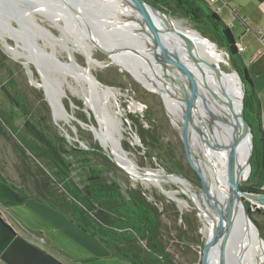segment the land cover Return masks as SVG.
I'll use <instances>...</instances> for the list:
<instances>
[{"label": "rangeland", "instance_id": "obj_1", "mask_svg": "<svg viewBox=\"0 0 264 264\" xmlns=\"http://www.w3.org/2000/svg\"><path fill=\"white\" fill-rule=\"evenodd\" d=\"M84 1L90 3L91 0ZM92 1L103 4L111 0ZM120 1L124 6L128 5L125 1ZM14 4L10 0H0V16L5 19L8 18L15 27L21 30L22 34L19 42L22 45L28 48L39 47L45 49L49 54L55 51V57H58L62 63H69L70 58L67 52L60 46H55L54 49L52 46H47L48 39H44L41 32L46 30L49 33L46 36L52 40L53 38L71 40L69 45L74 50L73 55L76 62L91 72L96 83L99 82L105 89L108 88L112 91L114 96L110 100V111L121 120L123 128L122 146L132 161L139 168L146 171H161L165 176L175 175L181 177L189 184L192 192L199 196L200 189L203 187L201 177L186 155L181 131L175 125L173 119L168 116L167 108L161 96L153 91L136 73L127 68L124 65L125 62L116 57L114 60L110 59L93 47L85 37L72 34L64 21L60 20L55 23L45 15L33 13L24 3L18 2V8ZM3 10H9L15 16L18 12V19L6 17L2 13ZM112 10L115 11L114 8ZM108 12L103 11L101 13L103 18L95 21L98 20V22L105 24L110 23L108 29H119L118 26L121 22L117 20L115 13L112 12L111 15ZM121 15L122 18L128 20L126 15ZM167 16L171 22L178 23L184 29L203 36L189 20L182 16L178 14ZM220 18L224 23L231 25L229 19L222 13ZM131 21L129 19L128 23ZM99 31L105 34L107 29L103 28ZM138 31L140 32V30ZM130 34L136 35L137 33L132 30ZM138 37H136V40L140 42L141 39ZM235 37L239 40L238 34ZM204 38L209 40L206 37ZM104 39L109 40L107 42L110 44H121L123 42V39L116 40L115 37L110 38L109 36H104ZM8 42L16 46L14 40L8 39ZM144 42L151 45L146 39H144ZM152 42L156 43L157 40H152ZM212 43L217 46L216 49L219 50L222 59L218 61L212 59L211 64L222 69L227 75L236 76L241 90V82L238 75L234 73V66L228 53L216 43ZM83 46L89 47L93 62L89 61ZM242 55L244 61L249 65L250 63L246 59L247 55ZM36 59L46 67L54 66V61L49 57L39 56ZM154 61L158 62L161 69L163 68L162 73L165 75L170 73L164 71L168 70L166 62H160V59ZM41 79L42 74L37 66L30 65L27 67L25 61L15 60L5 50L3 42L0 40V195L9 198L17 193L18 197L30 198L29 194L33 195L35 192V179L40 177H44L51 183L58 194L63 193L61 177L57 175L54 161L56 160L54 151H59L63 159L71 164V178L81 188L88 184V173L86 171L89 167H92L101 172L104 182H117L124 192L129 188L136 187H141L147 191L149 198L152 201L155 198L159 207H167L164 221L169 236L165 242L167 250L173 256L176 264H202V255L208 240V233L204 221L193 209L188 196L178 186L170 182L165 183L166 189L179 191L181 193L179 196L182 199L190 201V207L180 206L155 185L133 179L131 175L114 166L112 159L109 163L101 155L110 158L109 155H112L110 150L106 149L96 139L94 132L91 130L92 127H99V122L95 111L89 106L86 98L88 88L74 82L71 77L63 80L64 94L61 103L68 113V120H60L55 114L46 91L38 88L35 84V82H40ZM196 100L200 102L199 97H196ZM75 102L80 103L82 107H78ZM66 104L69 105L70 112L67 110ZM130 115L140 116V118L146 115L145 126L148 128H150V125L153 126L154 129L151 132L153 131L152 134L161 142L153 144L151 149L146 151L136 129L129 121ZM82 119H86L87 122ZM226 120L230 122V119L226 118ZM68 136L69 138H67ZM261 140L260 137L258 139L259 159L263 155ZM80 144H84L87 148L82 147ZM91 145L100 146L102 152L91 150L93 151L91 154L83 155L72 150H90ZM164 150L167 156L163 155ZM250 175L241 184V189L252 187L249 182ZM2 179L6 180L7 184ZM257 186H261V182ZM256 197H243L246 209L249 208L255 211L252 205L262 202ZM173 211H179L180 215L177 216ZM253 220L259 231L261 228L264 234V213L255 211Z\"/></svg>", "mask_w": 264, "mask_h": 264}, {"label": "bare ground", "instance_id": "obj_2", "mask_svg": "<svg viewBox=\"0 0 264 264\" xmlns=\"http://www.w3.org/2000/svg\"><path fill=\"white\" fill-rule=\"evenodd\" d=\"M25 5H27L33 13L45 15V17L49 18L55 23H58L60 20L64 21L67 25L66 27L72 34L78 37H84L79 32V29L71 15L58 0H31L25 2ZM98 5H102L106 11H109L108 14L113 12V8L115 9L113 13H115V16H117V20L121 22L118 26L121 28L120 34L115 37L116 40H121L124 38L123 36H125L124 40L122 41L126 43L131 39L136 40V37L141 35L138 37L141 39L140 43L143 45V48L147 47L144 39L145 36H148L146 35L148 34V24L146 22L147 17L144 14L136 11L134 8H131L128 5L124 6L120 0H111L110 2L108 1L103 4L98 1L94 2L91 0L88 10H96V8L99 7ZM80 12L82 14L84 13L82 10H80ZM121 14L126 15L128 20L131 19L132 21L128 23V20L122 18ZM107 24L108 23H106V25ZM171 24L186 35L188 41L194 47L195 52H197V54L208 63H211L212 59L213 61L222 59V55L220 52H218L219 50L217 51L216 49L217 46H215L211 41L205 39L203 36L195 32H190L187 29H184L178 23L171 22ZM108 25H110V23ZM132 30L139 35L130 34ZM138 30H140V32ZM149 30L153 32L151 28ZM41 33H43L41 36H43L44 39H48L47 46H52L53 49L55 46H60V48L62 47L67 52L70 58L69 63H62L58 57H55V51H53L52 54H49L45 51V49L39 47L28 48L27 46L22 45L19 42L20 35L22 34L21 30L15 27L13 22L9 21L8 18L5 19L4 17L0 16V40L3 42L5 50L10 53L15 60L25 61V65L27 67L30 65H35L38 67L40 73L42 74V79L38 83L35 82V84L38 88H42L46 91L57 118L60 120H68V115L65 113V111H63L61 99L64 94L63 80L71 77L74 79V82L84 85L88 88V95H86V98L89 106H91V108H93L95 111L99 122V127H92L93 129L91 128L96 136V139L100 141L106 149L110 150L117 163L120 164V166H122L133 177V179L155 185L165 195L177 202L180 206L190 207V201L182 199L179 196L181 194L179 191L166 189L165 183L170 182L178 186L185 195L191 197L192 205L195 203L203 211L201 218L205 223L208 238L211 239L214 232L215 221L218 219V215L216 210L209 207L204 201L203 189H200V195L198 196L192 192L186 180L165 176L161 171H148L150 174L142 175L138 165L132 161L129 154L122 146L121 140L123 128L121 120L111 113L109 106L110 100L112 96H114L112 91L108 90V88L105 89L99 82H97L99 84L98 85L91 72L84 67H81L76 62L73 55L74 50L69 45V41L71 40H68L67 38H53L52 40L46 36V34H49L46 30H42ZM97 35L99 37L101 36L99 34ZM143 36L144 39L142 40ZM8 39L14 40L16 46L11 45L8 42ZM177 41L179 44L185 47L186 43L183 40L177 39ZM113 44L117 45L116 43ZM83 48L84 52L89 57V61L93 62L94 60L90 56L91 54L89 47L83 46ZM178 55L180 63L192 77V83L196 88L194 94L195 97H199L200 99L198 106L201 111L202 118L208 127L209 140H212L213 143L219 148L210 151L204 148L203 143L200 141L197 130L185 111L184 103L180 102L178 98H170L168 96H165L163 100L168 112L173 118L175 125L178 123L187 127L186 130L188 131L190 139L195 169L201 177L202 184L208 186V199L216 206L220 207L230 188L231 170L228 162L227 147L231 145L232 139L236 132V122L230 108L224 103L217 102L213 98L212 93H210V91L206 88L205 82L212 91L218 94L219 97H222L220 91L216 87L212 75L209 74L206 78H204L198 68L192 64V62L185 55ZM39 56L51 58V60L54 61V66L46 67L44 64L39 63L36 59ZM71 58L73 59L71 60ZM116 58L125 62L126 64L124 65L127 66V68L136 73L153 91L155 90L154 86L152 85V73L143 63V61L131 58L127 55L117 56ZM154 58L160 59V62L165 61L167 63L168 70L164 71L167 72L171 70V73L166 74L168 79L171 80L174 78L176 81H181L175 67L169 60H166V58L162 56H155L152 58V60H154ZM158 66L159 65L157 62V69H160L159 72L162 71L163 68L161 70V67ZM225 77L230 93L236 98H241L242 93L239 88L237 77L227 74ZM226 118L230 119V122L227 121ZM250 149V138L247 136L237 149L238 165L242 171L244 180H246V178L250 175V170L247 166ZM229 227V264H264V242H260L259 233L256 227L248 224L245 221L244 210L241 206L237 209L235 215L232 217ZM211 264H214V262Z\"/></svg>", "mask_w": 264, "mask_h": 264}, {"label": "trees", "instance_id": "obj_3", "mask_svg": "<svg viewBox=\"0 0 264 264\" xmlns=\"http://www.w3.org/2000/svg\"><path fill=\"white\" fill-rule=\"evenodd\" d=\"M145 1L166 15L178 14L189 20L204 37L225 49L233 66L238 69L247 86L245 117L254 134L252 172L249 179L250 183L253 182L261 170V161L258 158V139L263 136L260 103L230 27L223 22L207 0ZM75 104L82 107L80 103ZM66 108L70 112L68 104ZM82 120L87 122L86 119ZM129 121L136 129L146 151H149L153 144L161 142L152 134L153 131L151 132L154 127L145 126L146 115L141 118L130 115ZM261 143L263 144V138ZM72 150L83 155L91 154L93 151L102 152L98 145H91L90 150ZM54 152L55 166L57 175L61 177L63 193L58 194L51 183L40 177L35 179V192L33 195L28 193L30 197L68 217L78 228L100 241L115 257L125 259L131 264H176L165 242L169 236L164 221L167 207H159L155 198L152 201L147 191L141 187L129 188L124 192L117 182H104L101 172L92 167H89L88 171L84 170L88 173V184L81 188L71 178V164L63 159L59 151ZM163 155L167 156L165 150ZM101 156L111 162L110 158L103 154ZM2 180L7 184L6 180ZM241 190L258 197L264 196V191L253 187ZM247 209L252 219L255 211L264 213L261 210ZM174 213L180 215L179 211ZM260 233L264 238L261 228Z\"/></svg>", "mask_w": 264, "mask_h": 264}, {"label": "water", "instance_id": "obj_4", "mask_svg": "<svg viewBox=\"0 0 264 264\" xmlns=\"http://www.w3.org/2000/svg\"><path fill=\"white\" fill-rule=\"evenodd\" d=\"M11 3H15L18 8V2L24 3L31 0H10ZM61 5L66 9V11L71 15L73 20L75 21L79 32L91 43L93 47H95L98 51L108 56L110 59L114 60L117 56L127 55L131 58H135L143 61V63L149 68L152 73L153 81L152 85L154 86V91L161 96L163 99L165 96L170 98H178L180 102L184 103L185 111L191 119L195 129L198 132L200 141L203 143V146L207 150H215L219 147L216 146L213 141L209 140V132L206 122L202 118L201 111L199 109V103L195 99V87L192 83V77L188 74L187 70L179 61V55H185L191 62L194 64L200 73L206 78L209 74L212 75L216 87L221 93L222 97H219L211 88L206 84V88L212 93L213 98L219 102L226 104L234 117L236 122V132L232 139V143L229 147H227L228 151V162L230 165V188L227 192V195L221 204L220 207L216 206L208 199V186L203 185V198L207 205L216 210L218 219L215 221V227L213 235L208 238L207 243L205 245L203 255H202V264H229L228 257V241H229V226L232 220V217L235 215L237 209L241 206L244 210V218L248 224L256 227L259 233V240L261 243L264 242V238L262 237L257 225L254 223L253 219L250 216V213L247 211L244 206L243 197H256V195L244 192L241 190L240 186L245 181L243 179L242 171L238 165L237 160V149L241 142L248 136L250 138V155L247 161V166L250 170V174L252 172V158L254 152V134L251 130V127L246 120L245 110H246V94H247V86L245 82L242 80V76L240 75L238 69L234 66V73L238 75L241 82V98H236L229 91L228 83L226 82V73L222 71L217 66L208 63L202 57H200L197 52H195L194 47L188 41L186 35L182 33L178 28L174 27L169 21L168 16L160 9L155 7L154 5L148 3L145 0H123L128 6L134 8L136 11L144 14L147 17L148 24V36H145V39L149 44L147 47L143 48L140 42L137 40L131 39L128 42H123L121 44H110L104 39V36H109L110 38H114L117 34H120V29H108V24L96 22V19L103 18L100 15L103 11L107 12L102 5H100L96 10H88L90 3L83 0H58ZM84 13L82 14L80 10ZM2 13L6 17H11L14 19H18V12L16 16L11 14L9 10H3ZM107 29L105 34L100 33L99 29ZM152 29L151 32L149 29ZM101 35L100 37L97 35ZM143 36V38H144ZM150 36V37H149ZM125 38V36H123ZM103 38V39H102ZM123 38V40H124ZM183 40L186 45L179 44L177 39ZM152 40H157L156 43H153ZM182 42V41H181ZM136 45V46H135ZM143 48V49H142ZM155 56L165 57L166 60H169L173 66L175 67L178 75L180 76V82H177L174 78L171 80L168 77L157 69ZM152 57V58H151ZM73 58H71L72 60ZM158 60V59H156ZM165 62V61H164ZM161 67V66H158ZM162 70V69H161ZM171 73V70H169ZM130 73V72H129ZM131 74V73H130ZM132 75V74H131ZM133 76V75H132ZM164 76V77H162ZM134 77V76H133ZM135 78V77H134ZM136 79V78H135ZM137 80V79H136ZM177 85V87H176ZM63 111L68 115L66 109L62 104ZM168 116L172 118L170 113L167 110ZM178 129L181 131L182 140L184 143V149L186 155L190 161V163L194 166V157L192 155V149L190 146V139L188 135V131L186 130V126L183 124L176 123ZM69 138V136L67 137ZM82 147L87 148L84 144H80ZM110 159L124 172L129 174L120 164L117 163L115 158L112 155H109ZM140 173L142 175H148L150 172L139 168ZM197 171V170H196ZM130 175V174H129ZM171 177L181 178L175 175H169ZM188 198L192 201V198L188 196ZM264 203V196L256 197ZM193 209L196 213L201 217L203 211L199 208L195 203H193Z\"/></svg>", "mask_w": 264, "mask_h": 264}, {"label": "crops", "instance_id": "obj_5", "mask_svg": "<svg viewBox=\"0 0 264 264\" xmlns=\"http://www.w3.org/2000/svg\"><path fill=\"white\" fill-rule=\"evenodd\" d=\"M225 15L260 103L261 170L251 185L264 191V0H207ZM247 55L249 65L244 61ZM254 104V102L252 103ZM255 105V104H254ZM261 182V186H257ZM0 264H131L68 217L32 197L0 195Z\"/></svg>", "mask_w": 264, "mask_h": 264}, {"label": "built area", "instance_id": "obj_6", "mask_svg": "<svg viewBox=\"0 0 264 264\" xmlns=\"http://www.w3.org/2000/svg\"><path fill=\"white\" fill-rule=\"evenodd\" d=\"M237 47H238L239 52H242L243 51V48L241 46L238 45ZM254 204L255 205H252V208L254 210H261V211L264 210V203L259 202V203H254Z\"/></svg>", "mask_w": 264, "mask_h": 264}]
</instances>
